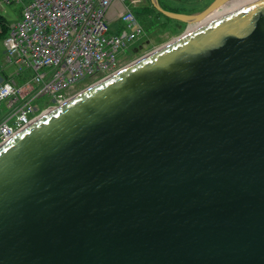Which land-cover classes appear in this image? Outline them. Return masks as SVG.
Listing matches in <instances>:
<instances>
[{"label":"water","instance_id":"water-1","mask_svg":"<svg viewBox=\"0 0 264 264\" xmlns=\"http://www.w3.org/2000/svg\"><path fill=\"white\" fill-rule=\"evenodd\" d=\"M185 33L0 144V264H264V0Z\"/></svg>","mask_w":264,"mask_h":264},{"label":"built area","instance_id":"built-area-1","mask_svg":"<svg viewBox=\"0 0 264 264\" xmlns=\"http://www.w3.org/2000/svg\"><path fill=\"white\" fill-rule=\"evenodd\" d=\"M145 1L131 4L137 7ZM3 3L22 8L16 23L6 26L3 43L13 73L0 83V103L10 110L0 120V144L77 95L74 86L83 80L100 82L119 71L118 58L145 33L123 0H0ZM113 7L114 22L122 24L115 34L109 29ZM42 98L49 104L39 106L36 101Z\"/></svg>","mask_w":264,"mask_h":264},{"label":"rangeland","instance_id":"rangeland-1","mask_svg":"<svg viewBox=\"0 0 264 264\" xmlns=\"http://www.w3.org/2000/svg\"><path fill=\"white\" fill-rule=\"evenodd\" d=\"M157 4L166 11H171L174 13L184 14H198L206 9L211 2L214 0H156ZM123 2L131 7V9L136 14V18L140 25L145 29L144 35L136 43H134L131 48L125 51L121 57L118 58L116 62V67L119 69L130 65L141 58L157 51L161 47L170 43L174 39L179 38L183 33L188 31L190 28L188 24L170 20L153 8L150 0H146L143 5L134 7L131 4V0H123ZM21 4H2L0 5V16L1 20L4 21L5 26L11 25L18 20L21 11ZM223 10V9H220ZM121 22L111 23L109 25L110 33L115 34L117 28H121ZM187 33V32H186ZM185 33V34H186ZM6 32L0 33V83L4 82L9 75L13 73V69L6 62L5 49H4V38H6ZM28 73L25 72L24 75ZM97 79H85L81 83L74 86L75 94L80 93V91L96 84ZM36 103L41 106V103H48L46 98H42ZM10 112L7 109L6 104L0 103V120Z\"/></svg>","mask_w":264,"mask_h":264},{"label":"bare ground","instance_id":"bare-ground-1","mask_svg":"<svg viewBox=\"0 0 264 264\" xmlns=\"http://www.w3.org/2000/svg\"><path fill=\"white\" fill-rule=\"evenodd\" d=\"M253 1H255V0H228L227 2H225L224 4L219 6L218 8L214 9L208 15H206V16L198 19L196 22L190 24V26H189L190 28L186 32L189 33L191 31H193L194 29L199 28V27L207 24L210 21H213L217 18H221L222 16H226L230 12H232L236 9H239V7L241 8L247 4H250ZM220 9H223V10H220ZM50 110H52V109H50Z\"/></svg>","mask_w":264,"mask_h":264},{"label":"crops","instance_id":"crops-1","mask_svg":"<svg viewBox=\"0 0 264 264\" xmlns=\"http://www.w3.org/2000/svg\"><path fill=\"white\" fill-rule=\"evenodd\" d=\"M116 10H117L116 7H113L111 13L109 14L110 18L113 19V21H110L112 23H115L114 20H116Z\"/></svg>","mask_w":264,"mask_h":264},{"label":"trees","instance_id":"trees-1","mask_svg":"<svg viewBox=\"0 0 264 264\" xmlns=\"http://www.w3.org/2000/svg\"><path fill=\"white\" fill-rule=\"evenodd\" d=\"M3 24H5V23H4V21L1 20V16H0V33H3L6 31V26Z\"/></svg>","mask_w":264,"mask_h":264}]
</instances>
